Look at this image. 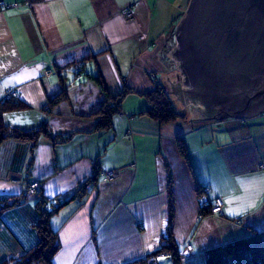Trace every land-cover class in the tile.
Masks as SVG:
<instances>
[{
  "label": "crops",
  "instance_id": "0c3cea01",
  "mask_svg": "<svg viewBox=\"0 0 264 264\" xmlns=\"http://www.w3.org/2000/svg\"><path fill=\"white\" fill-rule=\"evenodd\" d=\"M189 1L0 0V98L16 89L26 105L5 113L4 122L22 130L45 122L54 136L77 132L65 143L40 133L35 144L14 138L0 144V195L23 196L24 180L41 182L9 218L31 228L38 195L67 199L94 169L117 173L111 181L95 177L81 204L69 202L51 218L60 241L52 264H122L155 251L168 217V176L179 264H206L208 249L264 232L263 114L200 120V113L187 119L185 113L164 125L135 115L148 109L143 94L155 83L171 88L179 80L171 81L173 68L159 54ZM129 4H135L131 20L120 14ZM72 62L83 64L79 77ZM124 86L111 128L93 132L106 94L116 96ZM62 88L65 95L57 96ZM196 183L210 187L221 214L200 217ZM8 230L0 222V258L21 252ZM154 264L173 263L158 256Z\"/></svg>",
  "mask_w": 264,
  "mask_h": 264
},
{
  "label": "trees",
  "instance_id": "16d2710c",
  "mask_svg": "<svg viewBox=\"0 0 264 264\" xmlns=\"http://www.w3.org/2000/svg\"><path fill=\"white\" fill-rule=\"evenodd\" d=\"M174 30L175 28L169 32L170 40L165 43L159 54L162 63L166 67L168 66V62H170L171 59L177 61L173 55L175 47ZM82 65L83 64L81 62H72L71 71L75 77L80 76ZM94 80L98 84L101 83L98 77H94ZM100 86L101 89L104 90V85L100 84ZM185 87L187 88L186 85ZM65 91L66 89L62 88L57 96H64ZM6 92L4 96L0 98V144L11 138L27 139L35 144L37 141V136L40 133H44L50 140L53 141V143H65L68 142L75 134H77V132H71L64 136H54L45 122L29 130H22L7 125L3 120L4 114L7 112L22 110L26 107V105L18 99V93L15 96L6 97ZM127 92L128 90L124 86L116 96H110L109 94H106V99L104 100L103 104L95 111V113L98 114V120L92 130L93 132L108 130L111 128L112 116L120 112L119 98ZM170 92L174 94L178 93V95L182 94L180 89L176 88L174 85L169 88L163 84L155 83L149 92L143 94L144 98L148 102V109L137 112L135 115L147 116L151 120L158 122L159 125L171 123L178 118H183V114L185 113H180L175 108L174 102L171 100ZM184 92L186 91L184 90ZM57 100V97L51 99L50 102H48V107L50 104L56 103ZM194 102H196V100H192V103ZM205 114L207 116L205 118H201L200 120H206L210 118V116L207 114V111ZM261 114L264 115V113ZM176 145L180 155L187 160L186 146L182 137H178L176 139ZM107 170L110 169H94L93 176L88 178V180L85 181V184L80 186L76 194L70 196L67 199L60 197L47 199V204L51 206L49 210L43 209L42 204L45 202L42 203L41 199L44 198L38 195L34 203L36 219L34 223L31 224V228L27 229L26 227L18 226L17 221L14 222L9 218V211L18 206L24 197H26V194L24 193L23 196L0 195V222H2V224H4L7 229L8 226L10 227V231H8L21 246V252L19 255L1 257L0 264H52V258L59 250L60 245L58 240V228H53L51 226V218L58 212L57 210L60 208V206H67L69 202H73L76 199H78V204H81L86 196L87 189L94 188V178L100 177L105 179V177L101 175L100 172ZM24 181V184L30 185L32 182H36L37 188L34 192L39 191L41 184L40 181H32L31 178ZM166 188L168 217L166 221V227L159 237V245L157 249L147 254L145 257L130 260L122 264H154V260L158 256L168 257L173 264L180 263L181 254L174 238L172 227L174 202L172 180L170 176H168ZM195 192L197 198L202 194L205 198V206H202V201L198 202L197 199L200 217L212 213L211 205L216 199L211 195L210 187L207 184L196 183ZM24 234H26V236H24ZM205 255L206 264H264V232H252L238 240L212 247L206 251Z\"/></svg>",
  "mask_w": 264,
  "mask_h": 264
},
{
  "label": "water",
  "instance_id": "95a60500",
  "mask_svg": "<svg viewBox=\"0 0 264 264\" xmlns=\"http://www.w3.org/2000/svg\"><path fill=\"white\" fill-rule=\"evenodd\" d=\"M174 37L185 91L210 119L264 113V0H190Z\"/></svg>",
  "mask_w": 264,
  "mask_h": 264
},
{
  "label": "rangeland",
  "instance_id": "374dc122",
  "mask_svg": "<svg viewBox=\"0 0 264 264\" xmlns=\"http://www.w3.org/2000/svg\"><path fill=\"white\" fill-rule=\"evenodd\" d=\"M121 14V12H120ZM122 15V14H121ZM123 16V15H122ZM124 17V16H123ZM125 18V17H124ZM127 19V18H126ZM130 20V19H129ZM175 43V42H174ZM169 64V67L173 68L172 70V74H169V77L171 79L172 82H174V77L177 75L179 76V80L174 82L173 84L176 85V88L180 89V92H182L181 95H178L177 94H174V93H171V100L174 102V105H175V108L180 112V113H186V119L187 117L189 116H193V115H196V114H201L202 118H205L207 115L205 114L206 113V109H204L203 107H201V104L199 103V100L194 97V96H189L186 92H184V90H186L187 88L185 87V84H184V77H183V74L181 72V70L179 69L178 67V63L177 61L171 59L170 62H168ZM169 68V69H170ZM16 90V89H15ZM192 100H196V102L192 103ZM194 110L193 112L191 111ZM197 111V112H195ZM207 114L209 116H212L213 115V112L211 111H207ZM184 117H185V114H183ZM201 116H198L197 117H201ZM180 119H184V118H180ZM210 119V118H209ZM115 171V170H114ZM116 172V171H115ZM117 177V173H115V176H113L111 179L110 178H106L105 180H108V181H111V180H114L115 178ZM33 181V180H32ZM15 183L17 184H20V180H14ZM22 184V183H21ZM83 184H85V182H83ZM22 188H23V193L26 194V198L27 197H30V196H34V195H37V192H32V190L30 189V184H23L22 185ZM86 188V186H85ZM46 198L44 199H41L42 203V206H43V209L45 210H49L51 208V206H49L46 202ZM62 206H60L61 208ZM58 208V210L60 209ZM57 210V211H58ZM215 210L213 209L212 210V213H214ZM222 210L220 209V211L218 212L219 214H221ZM59 240V238H58ZM59 245H60V241H59ZM58 252V251H57ZM56 252V253H57ZM19 255V254H18Z\"/></svg>",
  "mask_w": 264,
  "mask_h": 264
},
{
  "label": "built area",
  "instance_id": "2783aa9c",
  "mask_svg": "<svg viewBox=\"0 0 264 264\" xmlns=\"http://www.w3.org/2000/svg\"><path fill=\"white\" fill-rule=\"evenodd\" d=\"M2 8L5 9V8H9L11 6H16V4H6V3H2L1 4ZM134 7H135V4H129L127 6H125L124 8H122L120 10L121 14L127 18V19H133L134 17ZM51 73V69L50 68H47L44 70V75L48 76L49 74ZM17 94L16 90H12V89H9L7 92H6V97H9V96H15ZM115 171L114 170H107V171H101L100 174L103 175L105 177V179L107 178H112L113 176H115ZM37 188V183L36 182H32L31 185H30V189L32 190V192H34ZM198 202L202 201V206H205V198L202 195H200L198 198ZM200 199V200H199ZM215 210L214 213H217L219 214L218 212L220 211L221 209V205H220V202L218 200H215V202L211 205V210ZM212 212V211H211Z\"/></svg>",
  "mask_w": 264,
  "mask_h": 264
}]
</instances>
